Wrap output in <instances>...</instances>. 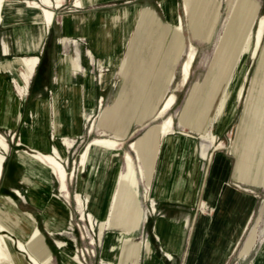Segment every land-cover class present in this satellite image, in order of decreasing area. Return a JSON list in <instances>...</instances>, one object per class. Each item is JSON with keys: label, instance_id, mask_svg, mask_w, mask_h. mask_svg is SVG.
Instances as JSON below:
<instances>
[{"label": "rangeland", "instance_id": "obj_1", "mask_svg": "<svg viewBox=\"0 0 264 264\" xmlns=\"http://www.w3.org/2000/svg\"><path fill=\"white\" fill-rule=\"evenodd\" d=\"M45 1L43 0L44 3ZM72 1L64 0L61 6L56 8L51 7L55 12V20L53 22L52 19L51 23L53 22V24L42 35L40 43H38L39 36L37 35L40 29L37 24L15 22L2 23L0 25V76H2L6 84V94L20 101L21 112V118L13 128L0 127V132L5 136L9 145V150L5 155L6 159L3 162V174L0 180V200L3 197L1 195L7 194L15 202V207H10L11 209L16 212L19 210L28 211L34 216L35 222L30 221L24 215L23 218L31 226L36 225L41 230V236L47 247V252L43 256H51V264H116V261L120 257L118 245L124 236H129L131 240L123 245L121 251L123 264L135 263L133 256H126L125 254L130 246H137V244H140L137 264H145V261L149 257L146 250V242L153 249L152 257L156 258L157 252L165 264H185L184 251L179 256L173 254V258L170 260L165 251L166 257L164 256L161 244L162 235L160 234L159 227L162 224L166 225L163 220L171 223L170 226L178 227L188 217V225L184 228L182 234L183 250L185 249L186 251L188 242H191L197 233V213L198 216L201 214L210 217L215 216L219 207L213 204L210 205L204 197V193L212 154L215 150H218L231 154L236 164L240 161L243 172L247 175L249 174V176L251 175L253 180L244 184H233L238 189L243 188L242 190L251 194V196L247 195V200L245 201L248 224L243 234L240 232L242 234L241 239L227 264H264V186L259 183L264 184V40L261 46L256 49L255 56L252 53H244V46L248 35L255 28L258 17L264 16V0H209L208 12H210V15L214 13V21H216L211 25L212 28H208L211 16L209 15V20L204 16L203 19H206L207 22L204 23L203 29L201 26L203 24L201 22L202 19L200 20V10L205 0H188L190 5L195 1L198 4L200 1L202 2L199 6H196L197 8L192 9L190 7L192 11H189V13L191 12L195 32L191 29L189 13L184 10V0L183 7L182 0H178L179 13L183 17V32L178 33L172 23L175 33L171 34L168 48L161 61V66L158 68V71H160L157 74L158 83L154 85L156 82L154 83V79L150 77L145 81H141L142 84L145 82L144 86H140L138 89L135 88L134 91L130 92L127 102L121 106L119 112L115 113L119 114L118 118L115 119V130L113 127L111 129L101 126L104 124L102 116L107 110L105 109L106 107L114 103L116 106V100H118L124 88V83L127 82V79L120 74V71L122 64L125 65L126 63L125 58L133 50L134 42L137 41V50L135 49L134 51L135 59L132 60L129 73L132 71L131 74H133L136 59L140 57L144 59L147 55V49L145 48L148 44L146 45L145 42L148 40H146V37H138L136 40V35L138 34L136 32H139L140 28L146 23L144 10L140 9L137 13V30H134L128 37L124 50H119V44L115 42L114 47L112 46L115 48L114 51L112 50L109 54L105 53V58L98 56L92 48L95 54L90 53L89 58L98 64H90L87 57L82 58L84 65L91 69L95 75L96 100L93 103L94 107L93 109L82 108L83 119L81 121L79 119L76 120L77 125L81 123L79 125L81 133L53 136L52 124L55 121L53 113H50V128L47 133L58 149V152L54 151L52 154L53 157L58 158L67 171V192L68 195L70 194L67 197L65 196L66 192L60 190L57 174L54 170L50 169V161L45 165L40 160L32 158L30 154L34 153V150L27 144V147L24 146L25 144L21 145L20 134L27 122L34 124L39 102L48 100L52 103L54 101V94L58 91L56 79L60 74V56L62 55L58 37L61 34L60 27L63 16L65 17L67 16L65 14L73 13H75L74 15L95 14V11L101 12L103 9L112 7L111 5L114 3L108 2L106 3L108 5L104 7L79 8L72 7L70 5ZM140 1L142 0H134L133 2ZM162 1L157 0L156 6H150L152 8L151 11H154L160 17H162L160 8ZM143 3L142 1L141 4ZM126 4L128 3L115 1V7ZM144 5L148 6L147 3ZM119 15L120 21L115 22L117 27L124 25L123 21L130 16V12L127 14V12L123 13L121 10ZM113 24L112 21L107 24L110 26V34L114 35V31L115 34H119L113 27ZM34 34L37 35L36 38H33ZM63 39L65 37H61L60 41L63 42ZM3 41L8 45V54H1ZM17 41H20L19 43L22 44L20 47H17ZM72 41L77 42V40ZM191 44L195 47V59L191 75L185 86H179L181 65L187 57V52L189 53L191 50ZM80 47L83 51L91 49L87 39L80 44ZM66 51L72 53V46L69 45ZM29 55H38L40 61L30 78L28 91L25 93L24 82H22L19 76L21 72H19V66L15 63L25 66L28 75L37 62L36 58L30 57L24 60L22 57H19L15 63L13 59L16 56ZM114 58L117 60L115 61V67L107 68L109 72L112 71V75L106 88L105 86L107 85L102 86L100 81L105 83L106 72L108 71L104 67L109 65ZM67 60H71L77 68L75 60L69 57H67ZM170 62L171 66L169 68ZM79 65L83 70L82 61L80 60ZM40 70L45 77L44 79H39ZM244 76L247 77L244 84V94L241 101L235 105L237 89L243 81ZM208 77L214 78V80L211 82V86L207 92L203 94L206 90L204 82ZM160 79H163L165 82L164 90L169 89L164 94L165 96H163L162 101L157 102L161 98L159 92L162 93L163 89V87L160 88L158 85ZM71 80L73 83L83 84L84 82L82 74L72 76ZM228 85L230 90L228 89L227 91L231 92L228 103L230 105L234 104V107L231 117L227 122V127L219 134V124L217 123L219 120L218 110L225 104L223 99H225L226 92L224 91H226L225 89ZM39 87L41 90H38ZM98 91H102L104 94L98 95ZM135 91L139 93H135ZM172 92L176 94L177 101L166 114L172 115L174 120L173 130L169 134H182L188 137L195 146V152L191 160L189 158L187 161L184 158V167L182 165L179 167V156L177 153L179 150L176 152L178 157L175 168L177 170L180 169L176 174L171 171L174 165L172 156L166 160L167 162H165L163 167H160L159 178L167 183V190L161 194L162 196H168L171 201L175 202L168 201L170 199L163 200L158 198L156 205L151 194L157 179V173L155 176V161L157 155L160 153V148L158 146L156 156L152 160V171L149 179H147V177L145 178V171L142 166L143 162L139 155V140L146 136V132L151 129V126L161 124L163 118L153 119L152 111L155 109V111H158L157 109L162 106L168 95ZM213 98L215 100L212 103V107H210V100ZM10 107L12 106L10 105ZM208 110H215L212 120L205 115L208 114ZM197 112L198 116L195 117ZM191 122L192 125H190ZM186 124H189L190 127ZM195 124L196 129L192 127ZM117 131H120L123 138L114 135ZM65 136L69 140L64 139ZM211 136L216 137L215 142L212 141ZM240 137L248 138L247 148L244 144L242 146L239 145L241 142ZM97 139H110L121 143V148L119 149L113 148V142L95 143L92 146L97 145L104 149L98 153L99 159H110V155L107 154L108 150H114V152L119 153L117 157L119 162L116 164L118 179L120 180V184L126 188L128 199V202L126 200L124 203L119 204L120 209L127 208L128 210V214L123 219L122 216L118 218L114 214L115 197L119 191V187L115 192L111 181L114 172H112L113 170H109V164L102 161L94 164L90 161L92 160L91 154L87 155L83 162V154L87 150L88 143ZM60 142L66 143L61 145ZM133 144L135 148L132 147ZM171 150L169 148V154ZM0 151L2 150L0 149ZM125 152H129L132 158L135 159L133 161L135 175L138 180L137 185L134 184L128 174ZM17 155L21 160L26 161V163H28L29 159L36 161L41 167L36 164L28 166L22 163L17 158ZM94 165L97 169H95ZM191 165L194 166L193 170H197L198 172L196 193L193 199L190 198V195L194 192V187L192 186L193 176L189 170ZM82 166L83 170H81ZM120 166L121 168L123 167V170L119 172ZM181 169H183L182 172ZM103 183H105L104 192L102 189ZM2 187L7 190L5 193L1 191ZM13 189L14 191H20L22 196H18L12 191ZM34 189L40 192L48 190L45 199H42V202L46 204L45 207L28 197L30 191ZM174 194H177V196H173ZM108 195H110V199H108ZM56 197H58L57 201H60L63 208L69 211V213L60 209L63 218L61 228L63 229L59 230L56 234L55 232L51 234L48 228L50 230L53 228L48 224L47 228L46 222L47 220L52 222L54 219L51 204ZM235 197V193H233L232 200L234 199V202H238L239 198ZM80 201L81 203H79ZM192 202L195 204L191 205ZM98 204L101 207H98ZM107 205L108 208L105 209ZM133 205H137V207L132 210ZM242 209L244 210V208ZM131 210L136 212L134 214V217H136L135 222L141 223V226L130 234H126V223L130 221L128 218ZM83 211L84 213H82ZM122 220L124 221V225L123 223L120 224ZM31 229L27 233H30ZM16 233L15 238H26L28 236L27 233L23 235L22 233L24 232L19 227L16 228ZM206 233V230L200 231V235L202 236ZM235 234H238V232ZM248 240H251V246L246 247ZM246 249L247 252L245 253Z\"/></svg>", "mask_w": 264, "mask_h": 264}, {"label": "crops", "instance_id": "obj_2", "mask_svg": "<svg viewBox=\"0 0 264 264\" xmlns=\"http://www.w3.org/2000/svg\"><path fill=\"white\" fill-rule=\"evenodd\" d=\"M37 1V0H34ZM52 4L55 6L53 7H59L63 4L64 0H50ZM75 1V3H74ZM76 1L73 0L71 2L72 7H76ZM115 1L117 0H81L83 3L82 7H99V6H107L108 2H114L111 5L112 7H108L107 9H103L101 12L95 11V14H88V15H74L73 14H65L67 16H63L62 18V25L60 27V36L58 37V43L61 45V56H60V74L57 77L56 81L58 82V91L54 94V101L51 103L48 100H42L39 102L38 109L36 112V117L34 118L35 122L34 124L26 123L21 131L20 137H21V145L25 144L24 146L27 147L30 146L31 149L34 151H40L42 153H48L53 154L54 153V142L52 141V138H49L48 136V130L50 128V113H53L55 117V121L52 124L53 129V136H56L58 134L61 135H70V134H78L81 133V129H79V125H77V119L80 121L83 119V111L82 108L87 107L90 109H93L96 100V88L94 86L95 81V75L91 69H89L86 65H84V57L88 59L90 64H98L95 63L93 59L89 58V54H97L98 56L104 57L105 53L109 54L111 51L115 48V42L119 44V50H124L128 37L134 32V30H137L136 24H137V18L136 15L139 12L140 9L144 10L145 16L144 19L146 20L145 25L140 28L139 32H136V40L138 37H146L147 42L145 44L147 45L145 49H147V55L144 59L141 57L139 59H136L135 65L133 67V74L132 71L129 73V67L132 63V60L134 58V51L137 48V41L134 42L133 50L132 52L126 57V63L125 65L122 64V69L120 71V74L123 75L127 82L124 83V88L122 89L118 100H116V106L115 103L111 106L106 107L107 109L103 116H102V124L101 126L111 128L115 130V119L118 118L119 114H115L116 112H119L121 110V106L127 102L128 95L130 92L134 91V89H138L140 86H144L142 84V80H146L151 77V79H154V85H156L157 82V74L158 68L161 66V61L164 57V54L168 48L169 41L171 34L175 33V30L173 29V24L171 21V15L170 12L167 11V9L164 7L163 3H160V8L162 12V17L159 15H156L154 11H151L152 8L150 6H156L155 3H157V0H142L144 3L141 4L140 2H133L134 0H118L121 3H128L123 6H117L115 7ZM147 1V2H146ZM165 1V0H163ZM162 1V2H163ZM43 6H47L43 2V0L37 1ZM57 3H59V6H56ZM105 3V4H102ZM148 4V6L144 4ZM202 3L201 1L199 4ZM102 4V5H100ZM179 1L176 0V11L179 13ZM197 4V5H196ZM199 4L195 1L191 3L190 7L193 9L196 6H199ZM209 0H205L203 2V6L201 7V14H200V20L203 22L202 29L204 28V23L209 20L210 12L208 8ZM51 8L52 6H48ZM182 7H183V0H182ZM80 8V7H79ZM146 8V9H145ZM190 8V11L192 9ZM197 8V7H196ZM16 9V8H15ZM15 9H11L10 13L8 15L7 20H3L0 22V25L2 23H15V22H29L32 24H37L42 21V17L39 14L38 20L36 21L30 19V13L28 12L23 17L18 15V12ZM138 9V11H137ZM150 9V10H148ZM127 14L130 12V16H128L127 19H124L123 23L124 25L121 27H117L115 22L117 23L120 21V12ZM14 11V12H13ZM38 13H40V10H36ZM137 11V12H136ZM93 12V11H90ZM133 15H132V14ZM180 14V13H179ZM190 18L191 23V29H193V20L191 19V12L188 14ZM206 16L207 20L203 19V17ZM210 25L208 28H212L211 25L216 21H214V13L210 15ZM183 18V17H182ZM55 20V12H54V18L53 22ZM113 22V27L115 30L118 31L119 34H115V31L113 32L114 35L110 34V26L107 24L110 22ZM34 22V23H33ZM38 22V23H37ZM53 22L50 24V26L53 24ZM208 22V23H209ZM106 23V24H105ZM50 26L46 29V32L50 28ZM40 29V27H38ZM201 29V30H202ZM195 32V31H194ZM39 36L40 43L42 34H37ZM36 34L33 35V38L37 37ZM107 35V36H106ZM65 37L61 42L60 38ZM87 39L90 43L91 49H86L83 51L80 47V44ZM72 40H77V42H73ZM107 42H106V41ZM150 40V41H149ZM20 42V41H19ZM18 41L16 43L17 47H20V44ZM144 44V45H145ZM71 45L72 46V53L67 52V47ZM108 45V46H106ZM113 46V47H112ZM92 48L94 52L92 51ZM113 48V49H112ZM137 50V49H136ZM120 52V51H119ZM9 48L5 41H3V46L1 50V54H8ZM69 54V55H68ZM22 57V59H28L30 57L36 58V64L34 65L32 71L30 74L27 75V69L25 66H23L20 63H15L16 59ZM67 57L70 59L75 60L77 64L76 66L72 63L71 60H67ZM105 58V57H104ZM103 58V59H104ZM79 60L82 61V68L79 65ZM14 63L19 66V72H21L19 75L22 79V82H24L23 87L26 89L24 91L27 93L28 91V85L30 82V78L32 77L36 66L38 65L40 61V57L38 55H29V56H16L13 59ZM32 61V60H31ZM103 61V60H102ZM115 58L111 60V63L109 65H106L104 68L108 71V67H115ZM104 62V61H103ZM102 62V64H103ZM171 62L168 65L170 68ZM99 70H101L99 68ZM160 70V69H159ZM82 74L84 82L83 84L80 83H73L72 82V76ZM106 80L105 83L101 82L102 86L108 87V81L111 78L112 71L106 72ZM215 77V76H214ZM61 78V79H60ZM214 80V78L208 77L206 78L204 82V86H206V90L203 94L207 92L209 87L211 86V82ZM162 81V82H161ZM162 89V93L159 92V95L161 96L160 99L157 100V102L162 101L164 94L168 91V89L164 90L165 82L163 79H160V83L158 84ZM170 86V85H169ZM38 90H41L39 87ZM139 93L138 91H135V93ZM19 93V92H18ZM104 94L102 91H98V95ZM214 98L210 100L212 107V103L214 102ZM15 102L17 104L16 109V116L12 118V122H10V111L9 106L11 103ZM226 104V103H225ZM229 104V103H228ZM237 105V104H235ZM209 107V108H210ZM233 105H228L227 111L225 113L220 112L218 110V124H219V134H221L225 128L227 127V122L229 121L232 111H233ZM159 109V108H158ZM157 109V110H158ZM156 110V109H155ZM153 110L152 118L155 119V115L157 111ZM149 111V110H148ZM208 110V114H205L206 117H208L210 120L214 118V112ZM206 113V112H205ZM211 113V115H209ZM227 115V116H226ZM20 116V117H19ZM121 116V115H120ZM119 116V117H120ZM198 116V112L196 113L195 117ZM210 116V117H209ZM21 118V112H20V101H18L15 98H12L6 94V84L4 82V79L2 76H0V127H6V128H13L18 121ZM194 123V122H193ZM55 124V125H54ZM158 125L151 126V129H149L146 132V136L144 138H141L140 141V148H139V155L143 162V169L145 171V178L149 179L150 173L152 171V160L155 158L158 146L160 153L156 157V166H155V176L157 173V179L156 184L153 188V192L151 196L156 202L158 198H161L163 200L170 199L168 196H162L161 193L165 192L167 190V183L163 182L160 177V167H163L166 160L169 159L171 156L172 162H174V165L172 166V173L176 174L179 170H177L176 164H177V157L179 156V167L182 165L184 167L185 159L188 161L192 159V156L195 152V146L191 143V140L188 137L183 136L182 134H168L163 135L160 132V129L158 128ZM188 127H190L191 124H186ZM184 125V126H186ZM22 126V125H21ZM21 126L19 127V132L21 129ZM113 127V128H112ZM194 129H196V124L192 126ZM18 132V133H19ZM199 132V131H198ZM127 133V132H126ZM125 133V134H126ZM114 135L120 136V138H123L120 134V131H117ZM79 136V135H75ZM164 136V137H163ZM64 139L69 138L67 136L64 137ZM241 142L239 145H245L247 148L248 145V138H242L240 137ZM91 143V142H90ZM27 144V145H26ZM89 144V143H88ZM169 148L172 149L171 153L169 154ZM104 150L103 148L94 145L90 147L89 154H91V159L94 164L102 161L109 164V170H113L114 176L112 178L113 188L115 189V192L117 191L119 187V191L115 197V204H114V214L115 217L120 218L122 216V219L126 217V214H128V210L126 209H120L119 204L124 203L127 199V191L126 188L123 187L120 184V180L118 179V170L116 168V164L119 162L117 157L119 155L118 152H114V150H108L107 154H109L110 159H99L98 153L100 151ZM179 150V151H178ZM178 151V152H177ZM168 152V154H167ZM178 156H177V153ZM203 156V155H202ZM17 158L26 165H41L32 160L29 159L28 163L26 161H23L19 158L17 155ZM185 158V159H184ZM176 161V162H175ZM43 167V166H42ZM95 169L96 166L94 165ZM171 168V166H169ZM193 165L190 166V174L193 176L192 178V186L194 187L193 194L190 195V198L193 199L194 195L196 193L195 189L197 187V177L198 172L197 170H193ZM123 170V167H119V172ZM170 170V169H169ZM50 171V170H49ZM157 171V172H156ZM183 169H181V172ZM37 172V171H36ZM38 173V172H37ZM116 174V175H115ZM144 178V179H145ZM143 179V180H144ZM106 180V178H105ZM252 176L247 175L243 172L241 168L240 161L236 164L233 160V157L229 153L220 152L218 150H215L212 154L211 158V164L209 169V175L207 178V184L205 189V198L208 200V203L210 205H217L219 209L217 210L215 216L210 217L206 216L204 214L197 213V223H196V231L195 238L188 242L186 251L183 250L184 244H183V230L188 225L189 219L188 217L181 222V225L178 227L170 226L171 223H168L166 220H163L166 225H160L159 231L161 236V244H162V251L165 255V252L169 253L171 256L174 254L175 256H179L183 251L185 254V264H227L234 249L238 245L241 236L243 232L246 229V226L248 224V219L246 218V200L247 195L251 196V194H248L242 189H238L233 184H244L248 182H252ZM255 183V182H254ZM264 186L263 183L259 182ZM105 188V183H103V192ZM1 191L4 193L7 191L5 188H1ZM14 192V189L12 190ZM114 192V191H113ZM176 193V192H175ZM233 193H235V196L239 198V201L232 200ZM45 194V195H43ZM48 194V190L45 192H40L37 189H34L33 191H30L29 198L33 200L36 203H39L43 207H45V203L42 202V199H45L46 195ZM104 194V193H103ZM218 194V195H216ZM7 194L1 195L5 196ZM173 196H177V194H174ZM218 196V197H216ZM102 197V196H101ZM235 197V198H236ZM54 199V198H53ZM58 197L54 199V202L51 204V210L54 214L53 223L50 220H47L46 225L48 224L53 229H49L48 225L47 228L49 232L52 234V232H55V234L63 229L61 228V224L63 222L62 218V212L60 209L65 210L63 208V205L60 201H57ZM108 199H110V195H108ZM243 199V201H242ZM168 201H171L168 200ZM175 202V201H171ZM244 205H243V203ZM109 204V203H108ZM195 203L192 202L191 205H194ZM98 207H101L100 204H98ZM122 207V206H121ZM132 210L137 207V205L132 206ZM108 208V205L105 207V209ZM244 208V210L242 209ZM129 213V222H125L127 225V230L125 231L126 234H130L135 229H138L141 226V223L135 222L136 217H134V214L136 212L132 211ZM67 213L69 211L65 210ZM20 212V213H19ZM27 211H18L17 213L21 214L23 216V213ZM244 213V214H243ZM119 216H117V215ZM244 217V219H242ZM213 221H211V219ZM25 219V218H24ZM162 220V219H161ZM194 220V219H193ZM124 221L120 224H122ZM130 224V225H129ZM194 224V222H193ZM124 225V223H123ZM175 225V224H174ZM179 225V224H178ZM35 226V225H34ZM201 230H206L207 233L202 236L200 235ZM223 232V233H221ZM238 234H235L237 233ZM242 232V234L240 233ZM221 234V235H220ZM131 239L129 236H124L123 240H121L120 244L118 245V248L120 250V257L119 260L116 261V264H123L121 259V251L123 249V245L127 244ZM160 240V239H159ZM234 240V241H233ZM251 246V240L247 241L246 247ZM140 248V244H137V246H130L129 249L126 252V256H133L134 257V264H137V258H138V250ZM165 251V252H164ZM156 252V250H155ZM247 252V249L244 251ZM153 253V249H152ZM173 258V256H172ZM171 258V259H172ZM167 259V258H166ZM168 260V259H167ZM170 260V258H169ZM51 264V262H50ZM145 264H165L163 260L158 256L156 252V258L151 256L148 257V259L145 261Z\"/></svg>", "mask_w": 264, "mask_h": 264}, {"label": "bare ground", "instance_id": "obj_3", "mask_svg": "<svg viewBox=\"0 0 264 264\" xmlns=\"http://www.w3.org/2000/svg\"><path fill=\"white\" fill-rule=\"evenodd\" d=\"M164 7L167 9L169 14L171 15V21L174 24L176 31L178 33L183 32V19L181 15L176 11V0H165L162 2ZM45 4L47 6H42L38 2L32 0H0V22L3 20H7L10 10L13 8L18 12V15L24 16L28 12L30 13V19L36 21L39 18V14L42 17V21L38 23V27H40V34L46 33V29L50 26V23L54 16V10L49 8L48 6H55L51 3L50 0H46ZM56 6H59L57 3ZM83 3L80 0H77L76 7H82ZM39 9L40 13L36 10ZM184 10L189 13L190 4L188 0H184ZM14 12V11H13ZM34 23V22H33ZM264 16H259L255 28L250 32L248 38L246 40L244 46V53L249 54L252 53L254 56L256 55V49H258L262 41L264 40ZM194 45L191 44V50L188 53L187 57L183 61L181 65V79L179 82V86H185L190 78L192 66L195 59L194 53ZM258 56V55H257ZM246 76H244L243 81L238 86L235 104H238L241 101L244 91V84L246 81ZM231 86V85H230ZM229 89V85L226 87V95L223 101L226 103L222 105L219 109L220 112L225 113L227 111L228 102L231 96V92L227 91ZM230 90V89H229ZM262 90V89H261ZM255 91V90H254ZM259 92V90H258ZM254 95V94H253ZM177 101V96L174 92L170 93L167 99L164 101L162 106L158 109L155 119L163 118V121L158 126L160 132L162 134H169L173 130L174 120L172 115H166L172 107L175 105ZM9 108L10 111V122H12V118L16 115L17 104L15 102L11 103ZM257 107V106H256ZM227 116V115H226ZM20 117V116H19ZM213 142L216 141L215 136H211ZM113 142L115 149L121 148V143H117L110 139H97L87 145V150L83 154V162L86 159L90 147L95 143H106ZM61 145L66 142H60ZM116 144V145H115ZM132 147L135 148L134 144ZM0 180L3 174V162L6 159V153L9 150L8 142L5 136L0 132ZM54 150L58 152L57 147H54ZM245 155V154H244ZM30 156L34 159L40 160L43 164H47L50 161L51 166L50 169L54 170L57 174L60 190L65 191V196L68 195V186H67V171L65 167L62 165V162L58 158H54L52 154L42 153L40 151H34V153L30 154ZM125 158L127 159V168L128 174L133 180L134 184L137 185V178L135 175L134 169V161L129 152H125ZM135 160V159H134ZM255 160V159H254ZM261 163V162H260ZM84 164V163H83ZM255 164V163H254ZM263 165V164H262ZM251 167V166H250ZM83 170V166L81 168ZM138 171V170H137ZM249 175V174H248ZM141 178V177H140ZM18 196H22L21 192L18 190L14 191ZM81 203V201L79 202ZM10 207H15L14 200L9 196L5 195L0 200V264H50L52 257L51 256H43L45 252H47V247L44 244L43 237L41 236V230L35 225L31 226L28 221H26L23 216L17 213L15 210ZM84 213V211L82 212ZM30 221L35 222L34 216L30 212L23 213ZM143 217V216H142ZM21 229L24 233H27L31 228L30 233H27L28 236L26 238H15L16 236V228ZM19 232V231H18ZM21 233V232H20ZM14 236V237H13ZM146 250L148 251L149 256L152 254V248L148 242H146ZM168 258H172V256L167 253Z\"/></svg>", "mask_w": 264, "mask_h": 264}, {"label": "water", "instance_id": "obj_4", "mask_svg": "<svg viewBox=\"0 0 264 264\" xmlns=\"http://www.w3.org/2000/svg\"><path fill=\"white\" fill-rule=\"evenodd\" d=\"M45 77H44V75H43V73L41 72V70L39 71V79H44Z\"/></svg>", "mask_w": 264, "mask_h": 264}]
</instances>
